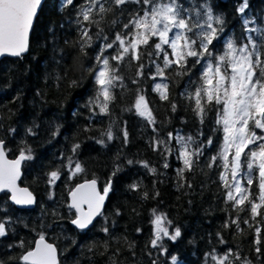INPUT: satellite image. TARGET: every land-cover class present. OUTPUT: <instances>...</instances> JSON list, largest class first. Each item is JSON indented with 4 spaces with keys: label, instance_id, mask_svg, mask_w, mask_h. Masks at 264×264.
I'll list each match as a JSON object with an SVG mask.
<instances>
[{
    "label": "trees",
    "instance_id": "obj_1",
    "mask_svg": "<svg viewBox=\"0 0 264 264\" xmlns=\"http://www.w3.org/2000/svg\"><path fill=\"white\" fill-rule=\"evenodd\" d=\"M177 2L186 9L207 4L214 15L224 17V32L210 46L214 57L226 51L228 38L239 45L247 43L252 34L245 31L237 12L241 0ZM110 3L108 0L105 7ZM248 3L244 15L263 25L264 0ZM84 4L85 0H73L72 5H63V0H46L31 32L28 54L0 61V139L11 158L31 150L32 159L24 161L20 184L36 197L33 210H22L10 203L7 193L1 195L0 221L5 222L8 234L0 237V264H24L21 257L33 248L40 235L56 246L59 264H172V257H176V264H216L209 254L223 256L229 249L232 255L225 264H264V208L253 218L247 201L242 206L244 210L238 211L226 198L229 189L222 177L226 176L229 185L231 182L221 157L225 133L223 125L217 123L222 105L208 106L201 123L193 112L194 101L186 99V94L202 83L205 62L192 66L194 58H189L188 75H170L172 69H168L167 80L152 79L156 65L163 66L164 54L153 47L159 41L153 37L148 45H139V60L132 59L130 51L119 63L111 59L122 51L116 42L104 56L119 68L116 75L123 80L122 85L117 81L111 89L115 98L108 102V114H103L97 106L99 85L94 77L100 65L96 57L104 44L115 40L117 32L132 38L133 28L124 29L123 25L145 5L113 6L103 18L96 16L99 28L89 25L91 47L81 51L77 20ZM100 29L103 32L98 36ZM164 48L172 58L171 50ZM141 64L143 75H138ZM157 83H168L169 100L160 99L154 90ZM139 95L148 101L154 125L136 114L134 104ZM170 102L176 104L175 111ZM99 103H104L102 96ZM109 128L112 140L105 134ZM124 131L128 133L127 142ZM177 134L185 139L191 136V148L201 151V155L193 157L192 169L184 171L183 179L178 176L184 165L178 158ZM100 140L104 143H98ZM157 140H164L172 151L162 154V149L154 150L152 145ZM75 144L80 148L74 154ZM68 157L78 161L83 171L72 174L67 167ZM128 160L133 164L129 165ZM137 161H147L156 172L153 174ZM165 163L168 167H164ZM117 165L120 171L113 175ZM57 170L59 179L50 184L49 174ZM242 171L247 172L246 166ZM247 179V175L240 177L243 186L253 193L249 199H254L258 194V170L252 172L251 185ZM87 180H96L101 190L111 181V190L102 214L82 231L72 226L75 213L68 207V194L76 184ZM133 184L139 190H133ZM153 210L156 215L166 216L163 221L170 234L176 228L181 232L176 241L163 238L167 253L151 246L155 232ZM237 215L243 231H237L231 223ZM225 223L229 227H224ZM21 241L23 247L19 246Z\"/></svg>",
    "mask_w": 264,
    "mask_h": 264
},
{
    "label": "snow or ice",
    "instance_id": "obj_2",
    "mask_svg": "<svg viewBox=\"0 0 264 264\" xmlns=\"http://www.w3.org/2000/svg\"><path fill=\"white\" fill-rule=\"evenodd\" d=\"M106 3L108 0H85V4L80 7L77 23L81 28L79 41L81 51L86 47H91L93 37L89 35L91 31L89 25L99 28L100 22L96 16L103 18L105 13L113 10V6L119 8L130 3L143 4L148 7L138 10L132 19L123 25L124 29L133 28L130 40L117 32L115 40L104 44L96 57V63L100 65V68L96 71L94 80L99 85L97 106L100 108V112L108 114V102L115 98L111 89L116 86L117 81H120L122 85L123 77L116 75L119 68L111 65L109 58L104 56V52L113 48L116 42L122 51L111 56V59L119 63L130 51L131 58L139 60L142 54L138 46L148 45L151 38H158L159 42L154 43L153 47L158 53L164 54L163 66L156 65V72L152 79L160 77L162 80H167L169 77L165 73L168 69H172L170 75H188L190 72L189 58H194L192 66L204 61L205 65L201 74L202 83L193 93L186 94V99L194 101L193 112L201 123L204 121L208 106L222 105L220 119L217 123L223 125L225 133L223 152L221 153L225 168L229 165V155L232 156L230 162L232 184H228L226 176L222 177L229 189L226 193L227 201L233 202V207L238 211L244 210L242 206L247 201L251 216L255 218L260 215L259 210L264 208V59H262L264 43L257 44L250 35L247 37V43L239 45L235 40L228 38L226 51L222 55L214 57L210 46L213 45V41H218L224 32L225 19L221 15H214L212 8L207 4H202L199 8L186 9L177 0H111L108 7H105ZM40 4L41 0H0V54L8 53L19 56L27 50L29 34L33 29ZM72 4L73 0H63V5ZM248 8V0H241L237 8V12L241 14L245 31L248 33L257 32L264 37V29L248 27L255 23L254 20L244 15ZM112 23L114 24L115 21ZM102 32L103 29H100L97 35L99 36ZM104 39L107 40V36H104ZM165 45L171 49L172 58H169V53L164 48ZM139 69L137 74L143 75V64L139 65ZM168 88V83H157L154 86L160 99L166 101L169 100ZM100 96L103 97L104 103H99ZM170 106L172 111L176 110L175 103L170 102ZM134 108L136 114L145 118L149 124L156 123L144 95L138 96ZM257 130H259V134ZM12 131L15 130L12 129ZM28 131L30 134H35L32 129H28ZM153 131L156 129L153 128ZM105 134L108 140L113 139L111 128ZM127 137L128 133L124 131L125 142H127ZM168 137L170 141L172 134L169 133ZM175 139L179 144L178 158L182 159L184 165V168L178 170V176L183 179L184 171L192 169L193 157L201 155V151L191 148L193 139L191 136L185 139L177 134ZM98 143L103 144L104 141L100 140ZM208 143L211 144L212 141L209 140ZM152 146L157 151L162 149V154L172 151L164 140H157ZM79 148V144L73 145L72 152L75 154ZM230 149H234V152L230 153ZM30 153V149L28 154L21 151L19 159L9 161L6 158L5 142L0 139V191L8 189L12 192L11 199L16 204L31 205L35 203L31 193H27L26 189L23 190L26 196L18 197L16 195L18 190L15 186V181L19 177L20 163L23 160L32 159ZM212 159L214 161L216 158ZM127 163L131 165L133 161L128 160ZM137 163L148 168L153 174L156 172L155 168L149 167L147 161H137ZM245 166L246 173L242 171ZM67 167L72 174L83 171L81 164L73 160L72 157H68ZM164 167H168V164L165 163ZM254 169L258 170V194L254 199H249L253 196L251 189L244 187L237 177L247 175V184L251 185ZM118 171H120L119 165L114 169L113 175H116ZM59 175L58 170L52 171L49 174V183L54 185L55 181L59 179ZM130 187L133 190H139V186L136 184L130 185ZM82 189L88 191L82 192ZM110 190L111 181L106 184L104 195H100L96 191V180L77 187L71 193L72 203L68 205L70 210L75 209L77 213L71 223L82 231L92 225L94 218L101 215L103 201ZM144 198H147V193H144ZM85 203L88 204L87 212L82 207ZM153 215L155 217L153 223L156 228L151 246L167 253V249L162 243L163 238L167 237L171 241H176L181 236L180 229L176 228L170 234L168 228L162 226V221L166 220V216L156 215L155 210H153ZM168 223L170 224L171 221ZM231 223L236 225L237 231H243L240 228L238 215L236 219L231 220ZM244 223H248V221L245 220ZM224 227H229V224L225 223ZM102 231L107 233L108 229L103 228ZM259 231L257 228V237ZM7 234L5 222L0 221V237H5ZM220 242H224L222 237H220ZM256 243H260L258 238ZM19 246L23 247L24 242L21 241ZM256 251L259 253L260 248L257 247ZM209 255L213 261H216V264H225V261H228L232 255V251L229 249L223 256L211 253ZM236 259H240L239 254H236ZM21 260L24 261V264H58L56 248L45 242L44 235H40L35 249L27 251ZM172 264H176V257H172Z\"/></svg>",
    "mask_w": 264,
    "mask_h": 264
},
{
    "label": "water",
    "instance_id": "obj_3",
    "mask_svg": "<svg viewBox=\"0 0 264 264\" xmlns=\"http://www.w3.org/2000/svg\"><path fill=\"white\" fill-rule=\"evenodd\" d=\"M45 1H46V0H41V4H40V6H39V8H38V10H37V16L39 15L40 10L42 9L43 4L45 3ZM37 16H36V18H37ZM36 18H35V20H36ZM34 24H35V21H34ZM33 27H34V25H33ZM31 32H32V31H31ZM31 32H30V34H29V38H28V46H27V50H26V51L22 52L21 55H19V56L10 55V54H8V53L0 54V61L3 60L4 58H21L22 56L27 55L28 52H29V44H30ZM19 156H20V154L17 155V156H15V157H12V158H11V157H9V155H8L7 152H6V158H7V160H9V161H13V160L19 159ZM24 161H25V160L21 161V163H20V166H19V177H18V178L16 179V181H15V186H16V189L18 190V191L16 192V195H17L18 197H24V196H26V193L23 191V190L26 189V190H27V193H31L32 197H33L34 200H35V203H34V204H31V205H27V204H16V203L11 199L13 193L10 192L8 189H4L3 191H0V197H1V195H2L3 193H7V194L9 195V201H10V203H11L14 207H16V208H18V209H22V210H33V209L35 208V206H36V197H35V195H34V194H33V193H32L27 187H24V186H22V185L20 184L21 179H22V175H23L22 167H23ZM91 181H92V180L83 181V182H80V183L76 184V185L73 187V189H72V190L69 192V194H68L69 205L72 203V196H71V193H72L73 191H75V189H76L77 187H79L80 185H82V184H87V183H89V182H91ZM81 191H82V192H86V191H88V190H87V189H82ZM96 191H97L100 195H104V190H101V189H100L99 184H98L97 181H96ZM78 195H79V194H78ZM108 195H109V192H108L107 196L105 197V199H104V201H103V206H102V209H101V214H102V212H103V210H104V208H105V205H106V201H107ZM82 207H83V210H84L85 212H87V210H88V204L85 203V204L82 205ZM72 210L74 211L75 215H77L75 209H72ZM99 216H100V215H98V216H96V217L94 218V220H93V222H92V225L94 224V222L96 221V219H97ZM92 225H89V227H88L87 229H85V230H88ZM72 226H73L75 229L80 230V229H78L75 225L72 224ZM39 239H40V237L37 238V239L35 240V242H34V246H33V248H32L31 250H34V249H35L36 244L39 242ZM45 242H46V243H49V244H52V243H50L49 241H47L46 239H45ZM52 245L56 248V246H55L54 244H52ZM29 251H30V250H29ZM24 254H26V252H25ZM24 254H23V255H24ZM56 260H57V262H58V264H59V253H58L57 248H56ZM23 263H24V261H23Z\"/></svg>",
    "mask_w": 264,
    "mask_h": 264
},
{
    "label": "rangeland",
    "instance_id": "obj_4",
    "mask_svg": "<svg viewBox=\"0 0 264 264\" xmlns=\"http://www.w3.org/2000/svg\"><path fill=\"white\" fill-rule=\"evenodd\" d=\"M146 7V6H145ZM199 8V7H198ZM263 25H260L258 23H254V24H250L248 25V27H254V28H258V29H264V19H263ZM171 35V34H170ZM251 37L253 38V40L257 43V44H261V43H264V37H262L261 35H259L257 32H255V34H251ZM156 38V37H155ZM158 40V38H156ZM159 41V40H158ZM166 46V45H165ZM171 50V49H170ZM263 59V57H262ZM179 149V148H178ZM247 151V150H246ZM231 152H234V149H230V153ZM231 159H232V156L231 154L229 155V165H228V174H229V177H230V182L232 184V176H231ZM237 179H240V176L237 177ZM162 226L163 227H166L165 226V223L164 221H162ZM156 226L154 225V230H155Z\"/></svg>",
    "mask_w": 264,
    "mask_h": 264
}]
</instances>
